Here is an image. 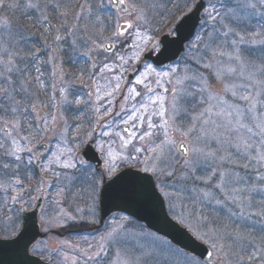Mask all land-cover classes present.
Masks as SVG:
<instances>
[{"label":"snow or ice","instance_id":"1","mask_svg":"<svg viewBox=\"0 0 264 264\" xmlns=\"http://www.w3.org/2000/svg\"><path fill=\"white\" fill-rule=\"evenodd\" d=\"M108 3L117 8L123 6L122 11L129 18L125 19L124 23L113 21L112 26L115 28L113 35L103 37V23L97 15L96 22L100 25L96 33L97 39L89 36L88 40L98 51L115 54V60L120 62L118 67L126 72L130 60L139 62L144 50L152 43L151 36L142 34L147 31V12L138 6L136 0H127V3L126 0H108ZM49 4L65 21L62 26L67 30L69 12L67 6H64V11H60L62 5L59 0L56 2L44 0L43 3L40 0L36 2L27 0L24 7L39 11L42 23L54 27L50 24L47 15ZM258 5L264 8V0L243 3L239 7L256 9ZM102 6L103 0H100L97 7ZM18 8L19 4L16 0L12 2L0 0V10ZM85 9L89 13L93 10V5L88 3V0L80 5V13L74 16L76 21L81 19ZM235 14L233 11L232 15ZM209 16L215 23H219L226 29L222 33L224 39L220 44H216L213 34L208 33V40L203 43L202 53L199 51V44L191 47L198 50V55L193 57L196 62L206 60L203 67L212 73L217 82L224 85L222 92H214L209 78L200 73L191 77L186 74L182 77L177 76L173 84L171 78L166 82L164 79L169 77L171 69L169 72H158L155 68L148 66L145 72L135 80V84L126 89L128 96L123 98L127 102L130 98L141 97L142 93L137 90V86L142 85L145 90L144 95H147V102L141 103L139 110L133 106V114L129 119L124 120V123L130 124V127L124 129L125 135L116 133L120 137L121 151L117 152L109 147L107 158L104 160V171L100 173V177L102 180L109 179L113 184H119L126 178L118 174V169L136 166L137 171L144 175L133 173L127 177L129 191L149 194L152 188L156 187L164 196L169 197L172 219L191 231L196 239L211 249V251L205 250L206 264H222V261L223 264H251L252 260L264 264V64L250 62L241 53L239 46L249 42L256 43L255 39L239 36L232 28L224 25V17L215 9V6ZM71 27L75 30L78 25L74 24ZM0 28L10 29L11 25L6 19L0 20ZM21 31L24 30L21 29ZM85 31H87V25ZM213 31L221 35L215 27ZM230 35L238 36V39H232L229 42L227 38ZM253 35L264 36L262 33ZM9 36L10 40H4L0 36V113L9 117L0 121L2 124L0 131L6 138L0 141V190L14 193L10 197L11 204L28 203L31 207V203L25 201L21 193L23 181L19 178L20 172L37 165L41 171L49 172L55 165L60 169L69 170L54 172L57 180L63 177L71 183L74 177L70 170L78 167L85 172L89 170L86 162L78 155L79 147L83 145L84 140L88 139V135L85 134L84 140L73 144L71 148L58 149L52 154L47 164H39L40 156L34 151V146L45 133L51 131L48 126L49 121L55 123L57 117L46 114L36 121L39 126L35 129L31 125L25 126L20 119L29 107L35 110V104L24 106L16 99L19 93L26 91V84L32 82L23 79V74L29 70L26 63L29 57L22 55L20 48V42L26 41V37L20 35L19 39H16L11 31ZM122 37L123 40L120 39ZM54 39L58 41L61 37L56 35ZM197 39L203 40L201 37ZM105 40L116 41L129 49H134V56L125 59L124 55L116 53V43H104ZM259 43L264 44V38L260 39ZM228 44L231 50L226 51L222 45ZM156 47L158 42L152 45V49L155 50ZM224 58L227 60L225 61ZM32 59L37 60L38 57L33 54ZM105 59L108 57L106 56ZM103 68L114 71L108 63H105ZM35 71L39 73V67H35ZM152 75L155 76V80L148 82ZM232 77L242 79L244 83L237 84ZM122 79V75L116 76L112 90L106 92L107 97L115 96L121 88ZM186 80L197 81L198 87L195 91H188L182 87ZM36 82H40L39 75L36 77ZM152 83H155L157 88H163L166 94L171 93V99L169 100L166 95L156 94ZM65 91L64 88L60 89L62 102H67ZM228 94L233 98L232 102L224 98ZM97 99L101 97L97 96ZM181 100L193 106L200 105V110L195 114H189L187 108L181 104ZM74 102L80 103L79 100ZM108 104L112 106L113 100L109 99ZM150 106H154L151 113L148 111ZM138 111L145 113L147 119L145 115L136 114ZM96 112L100 114L101 120L105 115H111L109 108H105L101 113L100 108L97 107ZM182 112L189 117V123L183 126L177 124V118ZM153 116L159 118L157 122H153ZM217 119L222 123H218ZM104 134L109 135L106 132ZM177 134L180 136L179 140L176 139ZM213 141L216 147H212ZM100 147L103 148V145ZM233 148L235 157L230 151ZM22 153L28 154L27 159ZM249 168L255 173L253 179L256 183H252L248 178ZM237 169L244 170V175H241ZM89 183L94 193L97 181L92 179ZM17 185L20 187L17 188ZM168 188L174 189L173 192H167ZM36 190L43 192V188L39 186ZM63 192L64 189H61L58 194ZM183 193L189 194L191 208L182 198ZM253 193H259L261 199L255 200ZM205 203L218 206L214 210L215 215L203 212L200 205ZM233 208L236 210L234 211ZM221 210L225 212L223 220L226 222H221ZM64 216L68 220L75 219L66 212ZM254 217L259 218L255 221L260 225L261 235L259 236L255 235L254 225L248 226L245 223L253 220ZM12 226L15 227L14 222ZM103 251L101 246L97 255ZM187 259L188 264H199L195 257Z\"/></svg>","mask_w":264,"mask_h":264},{"label":"rangeland","instance_id":"2","mask_svg":"<svg viewBox=\"0 0 264 264\" xmlns=\"http://www.w3.org/2000/svg\"><path fill=\"white\" fill-rule=\"evenodd\" d=\"M6 2H12V0H6ZM16 2L19 4L18 9L0 10V20L6 19L11 25L10 29L0 28V36L4 40H10L9 31H11L16 39H19L20 35L26 37V41L20 42L21 54L29 57L26 61L29 70L23 74V79L25 81L31 80L32 82L26 84V91L19 93L16 99L21 101V104L24 106L35 104V110L33 111L29 107L20 119L25 126L31 125L35 129L39 126L36 121L46 114L57 117L55 123L49 121L48 126L51 128V131L45 133L34 146V151L38 152V154L42 153L41 144L46 143L49 146L46 151H43L48 153V155L39 164H47V161L52 158V154L56 153L58 149L71 148L73 144H78L85 137L83 131L88 135L87 141L94 140L93 144L103 160L107 158L109 147L114 151H121L120 137L116 133L125 135L123 129L127 124L124 123V120L129 119L133 114V106L139 110L141 103L147 102V95H144L145 90L140 85L137 86V90L142 93L141 97L130 98L127 102L123 98L128 96L126 89L135 84V80L140 77L141 73L145 72L148 66L155 68L158 72H169L171 69L169 77H165L164 79L166 82L171 78L173 84H175L177 76L182 77L186 74L191 77L200 73L209 78L214 92H222L224 85L217 82L212 73L203 67V64L207 62L206 60L202 59L199 63L196 62V59L193 57L198 55V50L191 47L192 45L199 44V51L202 53L203 43L208 40V33L213 34L216 44H220L221 40L224 39L222 33L226 29L219 23H215L209 16L213 6L224 17V25L232 28L239 36L257 41L256 43L249 42L239 46L243 57L255 64H264V44L259 43V40L264 38V36L255 37L253 35L254 33L264 34V15H262L264 8L259 7V5L256 9H241L239 7L240 4L247 2L256 3L257 0H206V8L203 13L201 26L194 39L187 45V49L180 59L171 65L165 66L164 69L156 68L152 64L147 65L138 75L135 74L134 77L129 78L128 74L134 72L135 65L137 64L136 60H130L125 72L118 67L120 62L115 60V54L98 51L95 45L91 44V41L88 40L89 36L92 39H97L96 33L100 28V25L96 22L97 15L100 16L103 23V37L113 35L115 31V28L112 26L113 21L124 23V20L129 18L124 12L113 10L108 0H103L102 7H97L100 0H88V3L93 5V10L89 13L85 9L79 21H76L74 16L80 13V5H83L85 0H59L62 5L60 11H64V6H67L69 12L67 30L62 26L65 24V21L58 15L57 10L51 4L47 8V15L49 16L50 24L54 27L42 23L40 13L36 9H25L24 6L27 0H16ZM33 2H36V0H33ZM40 2L43 3L44 0H40ZM53 2H56V0H53ZM136 2L139 7L145 9L148 16L147 31L142 34L152 37V43L144 50V54L149 48L151 49V46L160 38V35L174 27L178 20L193 8L195 0H136ZM233 11L236 13L235 15H232ZM252 12L256 14H249ZM74 24L78 25L75 30L71 27ZM86 25L87 31H85ZM214 27L221 35H217L213 31ZM21 29L24 31L22 32ZM56 35H60L61 39L55 40ZM198 37L203 38V40H198ZM120 39L123 40L124 38ZM227 39L230 42L232 39H238V36L230 35ZM104 43H116V53L124 55L125 59L134 56V49H129L119 42L105 40ZM222 47L226 51L231 50L230 44L222 45ZM30 52L32 55L37 56L38 59L33 60ZM106 56L108 59H105ZM224 59L225 61L227 60V58ZM212 62L215 64V60ZM105 63H108L114 71L104 69L103 65ZM31 64L33 65L31 66ZM35 67H39V73L35 71ZM37 75H39L40 82H36ZM117 75L123 76V79L120 81L121 88L116 92L114 97L109 98L106 96V92L112 90ZM154 80L155 76L152 75L151 80L148 82ZM232 80L237 84L244 83L242 79H237L236 77H232ZM89 83H93L92 87L88 86ZM17 87L19 88V85ZM152 87L156 89V94L166 95L169 100L171 99V93L166 94L163 88H157L155 83H152ZM182 87L188 91H195L198 84L196 80H186ZM61 88L66 90L67 102H62ZM97 89H99V92H97ZM89 93H91V97ZM97 96H100L101 99L98 100ZM224 98L230 102L233 100L230 94ZM109 99L113 100L112 106L108 104ZM76 100H79L80 103H75L74 101ZM89 102H93L92 113H90L94 119H97L94 126L98 127V132L92 130L87 133V128L84 129L87 126V122L91 120L88 116ZM240 103L242 104L243 102ZM181 104L187 108L189 114H195L200 110V105L198 104L193 106L191 103H185L184 100H181ZM97 107L100 108L101 113L104 112L105 108H109L111 115H105L102 120L99 119L100 114L96 112ZM153 109L154 106H150L149 113ZM136 114L145 115V113L139 111ZM7 118L9 117H6L4 113H0V121ZM145 119H147V115H145ZM152 119L153 122H157L159 118L153 116ZM217 122L222 123L219 119H217ZM187 123H189V117L185 116L182 112L181 116L177 118V124L183 126ZM0 127H2V124H0ZM133 130L143 131L144 129ZM105 132L109 133V135H105ZM5 139L3 132L0 131V141ZM176 139H180L178 134ZM101 145H103V148L100 147ZM212 147H216L214 141L212 142ZM82 148L83 145H80L79 153ZM230 151L235 157V149H230ZM22 155L27 159L28 154L22 153ZM86 165L89 169L87 172L80 167L70 170L74 177L71 183L63 177L58 180L57 184L52 181L57 179L53 174L54 172L69 171L60 169L55 165L52 166V171L49 172L41 171L39 165L25 169V173L23 171L20 172L32 177V179H26L29 182H23L21 193L25 201H29L33 205L34 199L32 198L37 193V187L43 188L46 206L40 217V221L44 231H48L50 228L57 229L64 225L69 229L81 228L83 230V228H87L95 221L96 210L94 200L98 196L101 177L100 173L93 167L94 165L89 163H86ZM133 168L137 167L133 166ZM237 170L241 172V175H244V170ZM247 171L249 173V180L252 183H256L253 179L255 173L251 168ZM19 178L22 180L21 176ZM5 179H8V177H5ZM92 179L97 181L94 193L91 191L89 183ZM16 187L19 188L20 186L17 185ZM61 189H64V192L58 194ZM173 190L172 188L166 189L169 193H172ZM11 195H14L11 191L5 192L0 190V202H4V197L6 199L9 198L6 201L8 204L4 202L3 205H0V214H4L1 218L9 221L8 228L3 225L1 226L0 236H3V234H6V236L4 235L5 237L15 235L20 227V223L16 221V216L19 214V211L21 212L28 206V203L10 205ZM253 196L257 201L261 199L259 193H253ZM188 197V193L182 194L185 203L191 208V201ZM164 198L168 211L173 216V213L170 211L169 197L164 196ZM200 207L208 215H215L214 210L218 208L215 204L207 205L206 203L201 204ZM233 210L235 211L236 209L233 208ZM65 212L74 216L75 219L68 220L64 216ZM224 214L225 212L221 210V222H226L223 220ZM125 217L123 215L117 218L113 217L105 223L104 226L108 229L105 234L108 235H104L103 233L101 241L97 246L95 243L97 237H78V239L76 237H67L62 240L56 236H49L36 244L32 252L37 255H54L56 258L55 263L58 264H188L187 258L192 257L188 253L181 252L164 237L148 229L134 226V223L128 221ZM257 219L259 218L254 217L253 220L246 221L245 223L248 226L254 225L256 229L255 235L259 236L261 235L259 233L260 225L255 223ZM13 222L15 227L12 226ZM128 222L134 226V231L128 229L130 228ZM84 232L85 230L82 231V234ZM82 236H86V234ZM118 236L120 238L127 236V241L130 243L125 248L119 246L117 244ZM122 243L126 244V241L123 239ZM101 246H103L104 251L100 255H97L100 252ZM197 260L199 264H206L199 259ZM251 264H259V262L252 260Z\"/></svg>","mask_w":264,"mask_h":264},{"label":"water","instance_id":"3","mask_svg":"<svg viewBox=\"0 0 264 264\" xmlns=\"http://www.w3.org/2000/svg\"><path fill=\"white\" fill-rule=\"evenodd\" d=\"M205 6L204 0H199L195 9L185 16L175 28L176 36H164L161 39L162 49L154 56L153 52L147 53L139 67L152 61L157 66H162L176 60L185 49V44L193 37ZM123 6L119 7L122 9ZM117 9V7H114ZM47 145H42L46 151ZM45 153L41 155V158ZM84 161L102 164L99 154L92 146H88L81 153ZM144 175L137 170H122L118 174L124 176L125 181L113 184L112 180H104L100 196V211L103 217L114 211H123L139 221H144L153 230L167 236L181 250L189 251L204 262L207 261L206 246L200 244L185 228L180 227L167 214L162 198L156 187L149 194L133 193L128 189L127 177L131 174ZM38 203L33 210L24 212L21 217L22 228L18 235L11 240H0V264H45L38 258L29 254L30 247L42 236L38 216L41 213L43 200L38 195Z\"/></svg>","mask_w":264,"mask_h":264},{"label":"flooded vegetation","instance_id":"4","mask_svg":"<svg viewBox=\"0 0 264 264\" xmlns=\"http://www.w3.org/2000/svg\"><path fill=\"white\" fill-rule=\"evenodd\" d=\"M92 85H93V83H89V87H92ZM87 86V87H88ZM89 96L91 97V93H89ZM93 107V102L91 103V102H89V106H88V108H89V112H88V116H89V118L91 119L90 121H88L87 122V126H85L84 127V129L85 128H87L86 129V132L87 133H89V132H91L92 130H94L95 132H98V127H96V126H94V123L96 122V120L97 119H94L93 117H92V115H91V113H92V108ZM87 108V109H88ZM91 112V113H90ZM83 133L84 134H86L85 133V131H83ZM97 137V136H96ZM82 140H84V139H82ZM94 143V140L93 139H91V140H88L87 141V139L86 140H84V143H83V147L86 145V144H93ZM94 145V144H93ZM111 219V218H110ZM110 219L109 220H107V221H110ZM91 229H93L95 232H102L101 231V229L98 227V226H96V225H94ZM105 230H106V228H105ZM61 233V232H60Z\"/></svg>","mask_w":264,"mask_h":264}]
</instances>
